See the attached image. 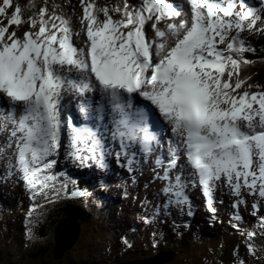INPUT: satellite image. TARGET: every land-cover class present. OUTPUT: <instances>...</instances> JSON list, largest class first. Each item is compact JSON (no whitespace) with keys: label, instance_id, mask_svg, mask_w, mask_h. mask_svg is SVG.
<instances>
[{"label":"snow or ice","instance_id":"obj_1","mask_svg":"<svg viewBox=\"0 0 264 264\" xmlns=\"http://www.w3.org/2000/svg\"><path fill=\"white\" fill-rule=\"evenodd\" d=\"M79 3L85 40L77 47L70 21L55 11L41 6L25 19L19 3L0 0V152L12 149L8 174H19L33 201L28 224L38 223L37 209L61 193L90 195L80 188L68 193L76 182L55 171L61 156L100 170L113 154L117 162L126 157L129 170L138 154L153 157L162 169L155 178L164 182L165 210L190 208L187 189L198 186L214 212L221 180L237 197L233 207L246 203L242 189L264 200V86L240 75L241 65L252 63L243 54L254 52L242 34L264 33V6L184 0L190 18L173 23L181 11L176 0ZM162 20L169 22L159 27ZM67 91L81 98L79 115L62 103ZM251 207L255 213L258 204ZM255 234L246 232L250 254ZM25 237L36 239L31 227Z\"/></svg>","mask_w":264,"mask_h":264},{"label":"rangeland","instance_id":"obj_2","mask_svg":"<svg viewBox=\"0 0 264 264\" xmlns=\"http://www.w3.org/2000/svg\"><path fill=\"white\" fill-rule=\"evenodd\" d=\"M50 1H53V3L51 4L52 6L47 3V0H30L29 4L31 2V5H34V7H37V9H39L41 6H44L47 8L49 13H51L52 11H55L57 15H60L69 21L71 20V18L73 19L74 16L72 15V13H73V10L75 9V7H74V4L72 3V0H70L71 2H69V1L65 2V0H50ZM76 1L79 2V0H76ZM100 1L102 3L104 2V0H100ZM128 1H130V0H128ZM104 3H106V2H104ZM21 6L24 7V12L28 11V4L27 3L21 4ZM261 6H264V5H259L257 7H261ZM31 14L32 13H30V14L28 13L27 16L31 15ZM81 14H82V12H81ZM186 16L187 15H185V17ZM79 18L80 17L76 18V24H75V27H77L78 29L80 27ZM165 22H169V21H165ZM161 23H163V22H161ZM26 28H27V26H24V28L18 29L17 35H20ZM73 28H74V26H73ZM81 33H83V32L81 31ZM149 35H151V33H149ZM242 35L245 37V39L248 42L250 41V39H248L247 36H249V37L252 36V34L248 35L247 33H243ZM77 38H79V36H77ZM252 92H254V91H252ZM121 163H122V166L120 167V169H122V168L126 169V167L124 166L126 163V157H123V159H121ZM134 164L136 165V169H138L136 176H137V180L139 183L142 184V183L149 182L148 176L150 177V175H151V177H156V175H154V173L152 174L151 168L143 167L141 165V160H140L139 156L134 157L133 163L130 166L131 170L133 169ZM131 170H129V173H131ZM221 182H222V180L217 182V184L221 183ZM110 184L113 186L114 184H119V183L114 182L112 180V183H110ZM105 186L109 187L110 185L106 184ZM86 191L89 192L90 189L88 187H86ZM113 191H115V189ZM241 194L250 195L249 193L245 192L244 190H241ZM215 199H216V202H223V207L225 210L227 209L226 205L230 202H233L231 198L226 197L224 195H221L219 198H215ZM201 202L207 203L206 200L204 201L203 199ZM124 209H126V208H124ZM56 212H58V211H56ZM56 212L54 214H56V215L60 214V213H56ZM19 215H20V213H19ZM41 223H42V217L39 218L38 223L33 224L34 233L38 229V226L41 225ZM6 224L11 226V227L13 225V228L16 227V223H14L12 221H7ZM65 225H69V224H65ZM49 226L51 227V223ZM81 229H82L81 236L78 237V240L74 244L73 251L70 250L69 252L66 253V255L63 258H61L60 261H56V262L53 261V258H52V255H53L52 252L54 249V230L53 229L49 230V235L44 237L45 238L44 241L40 242V243H43L45 245V248L43 250L48 251L46 256H45V257H48V261H47L48 264H76V263L77 264H83L84 261L87 259V255H89V252L92 253V255H94V253H97V250L100 251V250L104 249V247H101L100 240H99L100 238L98 237V235L100 233L98 231H101L102 228L89 229L88 226H83ZM2 231L5 232L6 230L2 228ZM123 231L125 232L126 229H124ZM14 233L15 232H13L11 235H14ZM199 236H201V235H199ZM3 237L0 236V264H17V263L22 264L23 262H25L26 264H30L29 263L30 258H28V260L23 258V261L21 263H20V259H18V262H17V259H15L16 256L19 258V256L21 255L22 252L23 253L25 252L24 253L25 255L28 254V251H30V247H29L28 242L26 243L25 246H22L21 249L19 248V251H18V244L9 247V250H8L7 246L5 244V238H3ZM203 237L207 238V239L203 240V242L205 243L204 245H202L203 242H200L202 239H198V240L196 239V240L192 241V244L190 246L188 244V246L191 248L196 247L195 252L193 251V252L189 253V255L194 254L195 256H198L196 260H202L203 259V260L207 261L208 263L218 264V259L215 257V250L211 246L207 245V243H208L207 240L209 239V237L206 234H202V238ZM228 241L230 242L231 240L228 238ZM223 243H225V241ZM179 244H181V242H179ZM200 245H202V246H200ZM214 247L215 248L221 247L219 249H223L222 248L223 245L221 243H218V242L214 243ZM139 248L140 247L137 245L136 249H139ZM238 248L240 249L239 255L236 257H234V256L229 257L228 261L230 263L233 262V264L234 263L237 264V258L242 254V247H238ZM116 250H117V248H116ZM116 250H115V253L118 255V257L115 255L112 258V254H111V256H110V254H108L105 257V259H103L102 262L99 264H115V262L119 261L121 259L120 254H119V252H116ZM92 257H91V261H92ZM57 262H59V263H57ZM90 262L88 264H90ZM43 264H46V263H43ZM179 264H181V263H179ZM220 264H222V263H220Z\"/></svg>","mask_w":264,"mask_h":264},{"label":"bare ground","instance_id":"obj_3","mask_svg":"<svg viewBox=\"0 0 264 264\" xmlns=\"http://www.w3.org/2000/svg\"><path fill=\"white\" fill-rule=\"evenodd\" d=\"M178 5H180V2L178 3ZM74 75V74H73ZM89 95H91V94H89ZM80 97L76 94V93H74V92H72V91H67V92H64V93H62V103L63 102H71V101H73V106L71 107V111L73 112V113H75L76 115H79V113H78V109H77V104L80 102ZM82 119V118H81ZM168 135H171V133L169 132L168 133ZM1 139H2V141H1V143L0 144H3V137H0ZM166 146V145H165ZM11 153H12V149L11 148H5V151L4 152H0V177H2V178H6V174L4 173L5 172V169H4V167H3V164L5 163L4 162V157H6L7 155H11ZM139 155V154H138ZM65 162L67 163L68 162V160H65ZM107 163H108V166L110 165L109 164V158H108V160H107ZM89 165H91V166H94V165H92V164H89ZM134 166H135V168H136V165L134 164ZM125 169V168H124ZM100 170V169H99ZM155 170H157V169H155V167L154 166H152V168H151V171L153 172V173H155L156 175H157V173H161L162 171H155ZM55 171H60V172H63V173H65L69 178L72 176V175H74V172L73 171H70V170H67L66 168H65V166H64V163H63V160L61 159H59L58 160V163L55 165ZM116 170L115 171H113V174H111L110 176H108V175H105V172L104 171H101L100 170V174H98V173H95L93 170H91V173H90V175H88V178L87 179H85L86 181L88 180V179H90V178H94L95 179V182L97 183L98 181H100L98 184L99 185H101L102 183H105L104 185H106V184H109L110 186L109 187H107V189L111 192V193H113V192H115V191H113L115 188V186L117 187L118 186V184H114L113 186L110 184V183H112V180L114 181V182H117V183H120L122 180H123V175L121 174V173H119V172H116ZM103 177H102V176ZM75 176V175H74ZM85 177V176H84ZM84 180V181H85ZM164 182L163 181H161V184H163ZM76 188H78V187H76ZM116 192H117V194H119V189H117L116 190ZM82 198V197H81ZM91 198H94V197H91ZM156 198H157V196H156ZM202 199L205 201V198L202 196V198H201V194L199 195V202H201L202 201ZM213 199H215V198H213ZM232 199V198H231ZM111 201V200H110ZM232 201L234 202V199H232ZM129 204L131 205V206H133L134 204H135V202L134 201H132V200H129ZM246 205H249V206H251L252 204L251 203H245ZM192 205H194L193 203H191L190 204V207H192ZM201 207H203L204 206V208H201V209H199L200 211H196V215H198V214H200V216H198V219H200V222L197 224V226H196V228H195V230H194V233L196 232V231H202V232H204L203 231V229H204V227L206 226V225H211V226H218L219 227V231H222V232H228L233 226H228L227 225V222H229L231 219H232V212L230 211V210H228V209H224V207H223V202H216V201H213V203H212V205L213 206H215L214 207V209H215V211L213 212V215H214V219H205L204 220V217H205V214H206V209L208 208V205H207V203H204V202H202L201 204ZM112 206V204H110V207ZM194 206H196V205H194ZM148 209H149V211H151V213L153 214V210H152V208L148 205ZM212 207V206H211ZM193 208V207H192ZM192 208H189L188 209V211H187V214L189 213V211L191 212L192 210ZM194 210H195V208H193ZM249 209H251L252 211H254L252 208H249ZM256 211V210H255ZM146 216H148V214H146ZM139 217H137V219H135L137 222H139V223H143L142 222V220L141 219H138ZM247 217H246V215H243V218H242V220L240 219V221H238V223L236 224L237 225V227H235V228H240V227H242L243 226V228H244V223H245V219H246ZM153 222H155V218H152V219H150L149 221H148V224L149 225H151V226H153L152 225V223ZM169 222V221H168ZM117 224V223H116ZM164 224H165V226L167 227V221L166 222H164ZM173 224H174V222H172L171 223V225H170V231L173 233V232H176V233H173L174 235H177V236H179V233H180V230H182V229H184V225L183 224H180V225H177V227H173ZM158 225H156L155 227H157ZM150 229H145V230H147V231H151L152 230V228L151 227H149ZM64 229H65V227L63 226L62 228H61V236H63V233H64ZM145 232V231H144ZM145 233H147V232H145ZM199 234H201V232L199 233ZM199 234H197V235H199ZM202 234H206L205 232L204 233H202ZM180 235H181V233H180ZM196 234H194V236L193 237H196L197 236ZM186 238H188V237H186ZM228 238L231 240L229 243H233L236 247H242V245H243V241H241V240H239V239H237L235 236H234V234H231V235H229L228 236ZM182 239H184V236H182V237H178L177 239H175L176 241L175 242H181V240ZM208 241V240H207ZM241 242V243H240ZM210 244V241H208V243H207V245H209ZM210 246V245H209ZM135 249H136V247H135ZM140 249V248H139ZM139 249H136V251H138ZM111 256V255H110ZM165 259V258H164ZM218 263H219V260H218ZM227 264H233V262H231V263H227ZM235 264V263H234Z\"/></svg>","mask_w":264,"mask_h":264},{"label":"trees","instance_id":"obj_4","mask_svg":"<svg viewBox=\"0 0 264 264\" xmlns=\"http://www.w3.org/2000/svg\"><path fill=\"white\" fill-rule=\"evenodd\" d=\"M29 1L30 0H13L14 3H19L20 5L24 4V3H27L29 5ZM104 2H106L109 5H111V7L116 6L118 4H123V0H104ZM21 7H22V10H23V13L25 14L24 7L23 6H21ZM100 15L102 17V14H100ZM260 43H261L260 41L257 42L258 45ZM256 48L259 49L258 47H256ZM243 56H244V59H248V60L252 61V63L247 64V65L242 64V69H241L242 70V76L241 77L243 78L244 76H248L249 80L247 81V83H252V84L264 86V49H262L261 51L255 50L252 53H247L246 52V53L243 54ZM243 56H242V58H243ZM242 87H244V86H242ZM70 179L71 180H75L76 187L81 188V186L77 184L78 182H77V179L75 178L74 175H72L70 177ZM86 182L87 181L83 182L84 186L82 185L83 186L82 189L85 188L84 190H86V187H88L90 189L89 193L90 192H94L96 189L99 191V188H97V187L100 186V185L98 183L96 184L95 179L93 177L90 178V180L87 183ZM85 185H86V187H85ZM105 198L110 200L107 196H105ZM108 203H109V206H110L111 202H108ZM64 216H65V213H64ZM62 218H63V215H61L60 217L55 216V218H54L55 220L50 221L51 222V227L49 226L50 224H48L46 226V224H44V222L41 223V225L38 226V229L35 231L36 239L35 240H30L31 245H34V246L32 248H30V251H28V255H30V259L33 260L32 263L37 262V264H41V263L48 264V262H47L48 261V257H45L48 251L43 250L45 248V245L43 243H40V242L44 241L45 240L44 237L49 235V230L50 229H53L55 231L56 225L58 224L59 220H61ZM89 218H91V217H89ZM200 232L204 233L202 231H196L194 234L197 235ZM225 233H227V232L226 231L225 232L219 231L218 232V236H221V235H223ZM199 235H201V234H199ZM199 235H197L196 237H192V238H189L188 236H184V239L181 240V244L180 245L184 247L183 249L186 252H188V250H186V249L191 248L189 246L192 244V241H194L196 239L197 240L200 239ZM186 237H188V238H186ZM214 237H213V239H208V241H210V240H215L216 241V239ZM205 239H207V238L203 237L200 242H203V240H205ZM177 243H179V242H177ZM188 244H189V246H188ZM221 244L223 245V243H221ZM197 257L198 256H195L194 254L179 256V257H177V259H175L173 261H170V262H168L166 264H179V263H181V264H208V262L203 260V259L202 260H196ZM142 258L146 260V259L149 258V256H147V254H143ZM58 261H60V260H58ZM57 263H59V262H57ZM220 263L227 264V263H230V262L229 261H227V262H220L219 261L218 264H220ZM83 264H87L86 260L84 261Z\"/></svg>","mask_w":264,"mask_h":264},{"label":"water","instance_id":"obj_5","mask_svg":"<svg viewBox=\"0 0 264 264\" xmlns=\"http://www.w3.org/2000/svg\"><path fill=\"white\" fill-rule=\"evenodd\" d=\"M75 223L76 222L72 219H67L60 223V226L58 227V231H57V237H56L57 245L54 254V258L56 260L61 258L64 252L70 249L75 243L79 231L78 226H76ZM65 224H69V225H65ZM63 226L65 227V229L63 236H61L60 230ZM162 257L164 256L162 255L158 256L157 258L152 260L150 264H163L166 261L170 260V259L165 260L164 258L162 259Z\"/></svg>","mask_w":264,"mask_h":264}]
</instances>
